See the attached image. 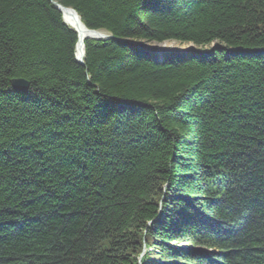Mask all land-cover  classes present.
Segmentation results:
<instances>
[{
  "label": "trees",
  "instance_id": "obj_1",
  "mask_svg": "<svg viewBox=\"0 0 264 264\" xmlns=\"http://www.w3.org/2000/svg\"><path fill=\"white\" fill-rule=\"evenodd\" d=\"M0 264H264V0H0Z\"/></svg>",
  "mask_w": 264,
  "mask_h": 264
},
{
  "label": "bare ground",
  "instance_id": "obj_2",
  "mask_svg": "<svg viewBox=\"0 0 264 264\" xmlns=\"http://www.w3.org/2000/svg\"><path fill=\"white\" fill-rule=\"evenodd\" d=\"M63 16H64V20L67 22V24L73 28L77 34L79 35V39H78V44H77V48H76V55L78 57L81 58L82 54H83V50H84V44H85V40L87 38H94L95 36L99 35L96 32H101V31H91L87 28V26L84 24V22L81 20L80 16L77 15V13L73 12L71 9H64L63 10ZM102 33V32H101ZM191 43V42H189ZM191 45H194L193 43H191ZM221 44H219L218 42H214L213 44H211L210 48L214 49L217 46H220ZM223 46V45H222ZM162 47H171L173 48V42L170 43L169 41H164L162 44ZM193 47V46H190ZM209 48V49H210ZM188 52H201V50H198L196 48L193 47V49H190ZM204 248L207 251L212 250V248L204 246ZM147 249V247L145 246V250Z\"/></svg>",
  "mask_w": 264,
  "mask_h": 264
},
{
  "label": "water",
  "instance_id": "obj_3",
  "mask_svg": "<svg viewBox=\"0 0 264 264\" xmlns=\"http://www.w3.org/2000/svg\"><path fill=\"white\" fill-rule=\"evenodd\" d=\"M53 4L62 13H63L64 9H71L73 12L77 13L74 8H72L70 6H65L62 3H59L57 1H53ZM88 29L91 30V31H94V32L97 31V30L91 29V28H88ZM96 33L99 34V35L95 36L94 37L95 39H103L104 37H106V38L110 37V36H107L106 34H103L101 32H96ZM78 38H79V35H78ZM156 48H157V51L155 52V57H156L157 60H162L164 58L166 52H180V51L188 52L190 49H193V47H189L187 49H183L182 50V49H175V48H166V47H162V46L161 47L158 46ZM83 56H84V50H83V54H82L81 58L76 55V58H77L78 62H80V63L83 62ZM29 85H30L29 81L26 80L25 78H13L11 80V86L15 90L27 91L29 89Z\"/></svg>",
  "mask_w": 264,
  "mask_h": 264
},
{
  "label": "rangeland",
  "instance_id": "obj_4",
  "mask_svg": "<svg viewBox=\"0 0 264 264\" xmlns=\"http://www.w3.org/2000/svg\"><path fill=\"white\" fill-rule=\"evenodd\" d=\"M62 13V12H61ZM62 17H63V14H62ZM63 20H64V17H63ZM100 31V30H99ZM102 33L104 32V31H101ZM99 41L100 40H107V38L106 37H104L103 39H98ZM167 41H169L170 43H172L173 42V48H175V49H187V48H189L190 46H193L194 48H196V49H198V50H205V49H209L210 48V46H211V44L210 45H206V46H196V45H191V43H187V42H179V41H177V40H167ZM164 42V41H163ZM163 42H152V43H149L148 44V48L149 49H151L152 50V52H154V55H155V52L157 51V48L156 47H158V46H162V44H163ZM77 44H78V42H77ZM213 44V43H212ZM76 48H77V45H76ZM166 48H171V47H166ZM180 51V50H179ZM84 54H85V52H84ZM167 54H186V52H183V51H180V52H166V54L165 55H167ZM165 57V56H164ZM172 245H176V246H181V247H186V248H191V247H193V248H199V249H205L204 248V246H201V247H197V246H192V245H190V244H188V245H186V244H182V243H172Z\"/></svg>",
  "mask_w": 264,
  "mask_h": 264
}]
</instances>
